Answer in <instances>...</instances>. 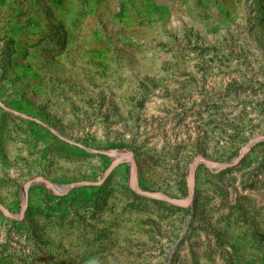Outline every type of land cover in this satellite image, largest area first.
Here are the masks:
<instances>
[{"label":"rangeland","instance_id":"rangeland-1","mask_svg":"<svg viewBox=\"0 0 264 264\" xmlns=\"http://www.w3.org/2000/svg\"><path fill=\"white\" fill-rule=\"evenodd\" d=\"M261 136L264 0H0V264H264V140L129 159Z\"/></svg>","mask_w":264,"mask_h":264},{"label":"water","instance_id":"water-1","mask_svg":"<svg viewBox=\"0 0 264 264\" xmlns=\"http://www.w3.org/2000/svg\"><path fill=\"white\" fill-rule=\"evenodd\" d=\"M264 140V136L252 139L247 145H245V147L241 150V152L235 157L233 158L231 161L229 162H215L212 161L210 159H207L203 156H199L197 157L194 162L191 165L190 168V185H189V189H188V197L186 199H180V198H175V197H171L167 194H164L160 191H156V190H148V189H144L141 188L137 185L136 182V177H135V162L133 157L130 155V162H131V175H130V181H131V185L133 187V189L140 195H143L145 197L151 198V199H158V200H162V201H166V202H171L174 204H178V205H188L193 198L194 195V191H195V185H196V179H195V174H196V168L199 164L203 163L205 165L208 166H213L215 168L218 169H224L227 167H232L238 164V162L243 158L244 156V152H247L248 150H250L257 142L259 141H263ZM121 156H127L128 152L126 151H120ZM115 163L118 161L117 157L114 159ZM111 169H108L105 173V175L102 177V179L98 182H93V181H80V182H74V183H70L64 186H59L57 184H54L53 182L45 179V178H36L33 179L31 181H29L25 187H24V204H23V210H22V215L24 214L25 208L28 204V191H29V187L33 184L36 183H45L46 185H48L55 193H57L58 195H65L67 194L72 188L75 187H81V186H86V185H99L101 184L104 179L107 177V175L110 173ZM0 208L7 214L10 216H13V214H11L1 203H0Z\"/></svg>","mask_w":264,"mask_h":264}]
</instances>
